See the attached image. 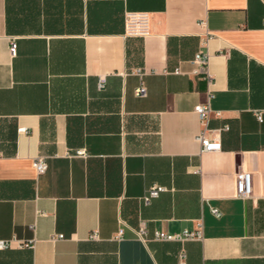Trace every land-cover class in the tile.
I'll return each instance as SVG.
<instances>
[{
    "label": "crops",
    "instance_id": "1",
    "mask_svg": "<svg viewBox=\"0 0 264 264\" xmlns=\"http://www.w3.org/2000/svg\"><path fill=\"white\" fill-rule=\"evenodd\" d=\"M128 10L149 36L124 35ZM208 94L218 152L196 140ZM0 154V264H264V0H0Z\"/></svg>",
    "mask_w": 264,
    "mask_h": 264
},
{
    "label": "built area",
    "instance_id": "2",
    "mask_svg": "<svg viewBox=\"0 0 264 264\" xmlns=\"http://www.w3.org/2000/svg\"><path fill=\"white\" fill-rule=\"evenodd\" d=\"M150 34V17L149 13L146 11H125L124 13V35L127 37L145 38ZM9 52L11 55L15 54L16 44L14 40L9 42ZM207 53L198 52L195 55L194 62L200 67H205L207 63ZM134 73L140 78V83L134 90V95L136 97H145L147 94L146 87L142 81V76L144 75V70L142 68H136ZM207 77L208 74H207ZM103 81H99L98 87L101 89L103 87ZM210 98L211 94H208L207 100L203 103L194 106V111L200 116V122L202 127L196 135V140L200 145V152H218L221 150L220 133L222 131L228 130V124H224L218 129H212L208 127V117L211 112L210 108ZM215 115L219 116L220 112L216 111ZM257 119L261 120L260 113H256ZM69 155V154H68ZM73 155L85 156V151L83 149H77L74 151ZM1 156V154H0ZM32 166L35 169L36 174H43L48 167L47 160L44 156H36L32 160ZM199 170H194L198 172ZM236 193L237 196L241 198H247L251 195V181L250 174L243 171L236 172ZM165 188L159 185H153L149 187L142 196V201L148 204L150 200L157 197L158 194L164 191ZM211 212L219 216V211L216 208H212ZM123 232L122 228H119L117 235L120 236ZM135 235L142 241L148 240V233L145 225L141 222L139 226L134 230ZM97 237L96 232H91L89 238L95 239ZM56 238H63L62 234H57ZM152 239L160 241H179L184 242L187 240H194L202 238L201 225L198 224L193 230H182L181 232H165L160 230H155L152 234ZM9 246L7 240H0V249ZM186 253L184 249H181L178 253V264H186L185 262Z\"/></svg>",
    "mask_w": 264,
    "mask_h": 264
}]
</instances>
